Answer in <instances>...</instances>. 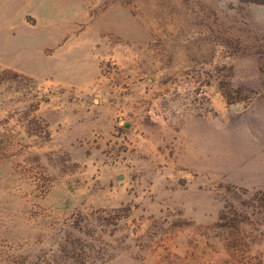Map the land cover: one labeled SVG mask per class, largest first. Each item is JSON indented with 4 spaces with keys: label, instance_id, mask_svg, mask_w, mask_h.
Returning <instances> with one entry per match:
<instances>
[{
    "label": "rangeland",
    "instance_id": "1",
    "mask_svg": "<svg viewBox=\"0 0 264 264\" xmlns=\"http://www.w3.org/2000/svg\"><path fill=\"white\" fill-rule=\"evenodd\" d=\"M263 39L250 0H0V264H264Z\"/></svg>",
    "mask_w": 264,
    "mask_h": 264
},
{
    "label": "trees",
    "instance_id": "2",
    "mask_svg": "<svg viewBox=\"0 0 264 264\" xmlns=\"http://www.w3.org/2000/svg\"><path fill=\"white\" fill-rule=\"evenodd\" d=\"M254 3L264 5V0H250ZM264 42V39L262 40ZM261 49V53L258 58V68L261 78V92L260 95L264 96V46H258ZM235 94L231 91H224L223 96L226 99V102L229 104L238 103V102H248L252 96H241L239 90L234 91Z\"/></svg>",
    "mask_w": 264,
    "mask_h": 264
}]
</instances>
